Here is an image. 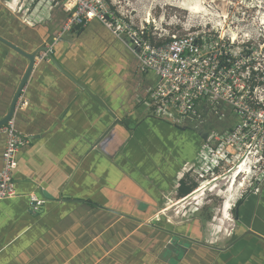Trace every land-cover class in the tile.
<instances>
[{
    "label": "crops",
    "instance_id": "crops-1",
    "mask_svg": "<svg viewBox=\"0 0 264 264\" xmlns=\"http://www.w3.org/2000/svg\"><path fill=\"white\" fill-rule=\"evenodd\" d=\"M56 9L23 30L0 0V36L32 53L64 24L66 15ZM51 57L80 85L50 59L35 61L21 94L27 106L14 116L28 144L17 155L18 196L0 204V264H264V182L257 193L243 195L214 238L201 235V222L211 226L201 210L188 224L154 223L161 200L174 198L175 178L195 160L206 134L196 140L150 115L139 100L156 77L137 66L140 76L130 74L137 62L122 42L92 21L64 34ZM26 66L0 43V119ZM109 112L123 125L98 144L113 122ZM236 122L234 116L218 129L228 131ZM3 148L0 137V169ZM30 194L45 201L36 214L29 211ZM164 230L203 244L186 246L182 255Z\"/></svg>",
    "mask_w": 264,
    "mask_h": 264
},
{
    "label": "built area",
    "instance_id": "built-area-1",
    "mask_svg": "<svg viewBox=\"0 0 264 264\" xmlns=\"http://www.w3.org/2000/svg\"><path fill=\"white\" fill-rule=\"evenodd\" d=\"M123 3L130 5L129 0H4L6 10L30 27L39 19L30 15L35 8L39 12L43 7L48 11L58 8L67 16L57 35L44 43L45 50L36 56L37 63L49 60L64 34L85 28L92 21L101 23L127 47L141 74L156 77L146 98L139 100L156 120L176 126L183 121L202 122L204 110L217 113L219 105L229 107L236 124L228 131L205 133L195 160L182 166L172 191L177 200L181 182L188 181V185L195 184L191 193L201 189L203 197L208 192L222 198L229 194L228 188L236 179L238 196L231 213L246 192L257 193L264 182V47L248 38L238 42L232 35L208 32L167 34V38L157 40V30L151 31L149 19L135 22L130 10L118 9ZM25 106L26 101L19 98L16 109ZM0 137L4 139L1 204L18 196L17 155L28 144V138L18 132L14 117L0 128ZM219 180L230 181L229 186L226 183L221 190ZM44 204L34 194L28 196L32 214ZM161 210L154 216L156 222L165 217L160 215Z\"/></svg>",
    "mask_w": 264,
    "mask_h": 264
},
{
    "label": "rangeland",
    "instance_id": "rangeland-1",
    "mask_svg": "<svg viewBox=\"0 0 264 264\" xmlns=\"http://www.w3.org/2000/svg\"><path fill=\"white\" fill-rule=\"evenodd\" d=\"M129 1V6H126L125 3H123L118 9L121 11L130 10L132 12L131 15L135 18V22L148 18L151 31H153V29L157 30V40H163L167 38V34L183 36L192 33L208 32L210 34H216L219 36L232 35L238 42L245 38H248L251 42L254 43V45L264 47V0ZM186 2L189 3V5ZM184 3L188 6H192V4L195 3L194 5H197L200 9V13L191 14L187 12L183 9L184 6H187L183 5ZM56 10H58V13H60V15L65 18V15H63L61 11H59L60 9ZM40 12L41 14H39L38 8H35L30 15L32 18H39L42 15L46 14L47 8H41ZM13 16L12 18L10 16L9 19L13 20L15 18V16ZM16 20L15 21L21 29L29 30V26L19 21L17 17ZM158 35L160 37H157ZM135 66L137 65L134 62L130 74L136 75L138 77L140 76V74L137 72ZM203 117L204 119L202 122L183 121L181 124H178V126L186 132V135H188L187 133L193 134L195 135V139L198 140L199 135L205 134L207 131L210 132L215 129L220 131L218 127L227 126L229 121H231L234 116L229 107L219 105V110L217 113L207 112L206 110H204ZM223 182L225 181L219 180L221 190L225 188L222 185ZM236 186L237 182L234 189H236ZM232 193H234V191ZM202 196L203 194L200 193L194 196L198 200V204H202L200 201L204 198L206 199L205 202L210 199L211 202L209 203V205H206L208 206V209L203 210L204 213L201 214L200 218L207 220V222L210 223L211 226H214L213 228L211 226L207 227L206 224L201 222V235H203L202 237L208 238H210L211 235L214 238L217 230H221L223 227H227V224L230 222V220H232L233 214L229 213L225 221L221 220L220 211L223 203L222 201H224L225 196L222 198H218L208 192L205 193L204 198ZM166 197L167 198L164 197L161 200V203L159 204L160 206L157 209L156 213L169 202L168 200H174L173 195H167ZM179 198L177 197V200ZM177 200L168 203L166 209L175 205L177 203ZM189 202H191V199L186 201L184 204L172 208V211L170 210L168 213H166V216L163 217L161 221L156 222L154 220V223H161V225L168 227L167 222L181 225L192 222L196 217V214L194 213V208L196 207V205L193 203L191 205H188ZM183 206L186 207L185 209L181 210V207ZM174 209H176L179 215L175 216L173 214Z\"/></svg>",
    "mask_w": 264,
    "mask_h": 264
},
{
    "label": "water",
    "instance_id": "water-1",
    "mask_svg": "<svg viewBox=\"0 0 264 264\" xmlns=\"http://www.w3.org/2000/svg\"><path fill=\"white\" fill-rule=\"evenodd\" d=\"M0 43L3 44L4 46H6L7 48H9L10 50L14 51L15 53H17L19 56H21L22 58H24L27 61V66L24 70V73L17 85V88L15 90V93L11 99L8 111L6 112V114L0 119V128L3 127L10 119H12L15 116V112H16V108H17V102L19 100V98L21 97L23 88L25 86V84L28 82L31 73L35 67V60H36V56L38 55L39 52L44 51V47L41 46L39 48H37L36 50H34L32 53H26L24 51H22L21 49H19L17 46H15L14 44H12L11 42H9L8 40L4 39L3 37L0 36ZM49 59L51 60V62L54 64V66L60 71L62 72L66 77L70 78L73 82L76 83V85H80L78 82H76L75 80H73L69 75H67L58 65L57 63L54 61V59L52 57H49ZM82 87V86H81ZM84 89V88H83ZM110 117L113 119L112 124H110V126H108V136H104V138H100V136L98 137L99 143L103 141V143H108L109 142V137H111V130L114 128V126L123 125V122L119 119H117L115 117L114 114H112L111 112H109ZM102 143V144H103ZM100 146L96 147V150L100 149ZM100 209L107 211V212H113L111 209L109 208H105V207H101L98 206ZM166 235L170 236V240H174V244L175 247H177V250H181V254L184 255L186 253V251L188 249H186V246H190L191 244L194 245H202L203 243L199 240H195L193 238H189L186 237L184 235H180L178 233L173 232L172 230H164ZM168 245L170 247H172V242H168ZM184 247V248H183Z\"/></svg>",
    "mask_w": 264,
    "mask_h": 264
},
{
    "label": "bare ground",
    "instance_id": "bare-ground-1",
    "mask_svg": "<svg viewBox=\"0 0 264 264\" xmlns=\"http://www.w3.org/2000/svg\"><path fill=\"white\" fill-rule=\"evenodd\" d=\"M187 4L189 5V3H187ZM187 4L184 3L183 5H187ZM194 4L195 3H193L192 6H188V5L184 6L183 9L186 10L187 12L191 13V14H199L200 13V9H199V7L197 5H194ZM183 5H182V7H183ZM200 8H202V7H200ZM236 182H237L236 179H234L232 181V183L230 184V186H229L230 181L227 184V186H229V188H228L229 194H227L225 196L224 201H222L223 203H222L221 211H220L224 220L227 219V215H229V210L232 208V204H233V202H235V200H236V198L238 196V193H237L238 192V185L236 186V189H234ZM201 191H202L201 189L198 190V191H195L194 193H192L191 195L185 197L184 199H181V200L177 201V203L175 205L169 207L168 209H165L162 214L166 216V213H168L172 208H174V207H176L178 205L184 204L186 201L192 199L198 193H201ZM233 191H234V193H232Z\"/></svg>",
    "mask_w": 264,
    "mask_h": 264
},
{
    "label": "flooded vegetation",
    "instance_id": "flooded-vegetation-1",
    "mask_svg": "<svg viewBox=\"0 0 264 264\" xmlns=\"http://www.w3.org/2000/svg\"><path fill=\"white\" fill-rule=\"evenodd\" d=\"M226 183H228V182H223L222 185L224 186ZM202 192H203V191H201L200 194H203ZM191 194H192V193H190L189 195H191ZM198 194H199V193H198ZM198 194H197V195H198ZM189 195H188V196H189ZM186 197H187V196H186ZM201 198H202V197H201ZM203 198H204V197H203ZM206 198H207V197H206ZM194 200H196V201H194ZM205 200H206L205 198H204V199H201L200 202H201L202 204H198V200L196 199V197H193V198L191 199V202L188 203V205H191L192 203L195 204L196 206L200 205L199 208L194 209V213H195L196 211H199V210H201V212H203V210L208 209V208H207L208 206H206V205H209V203L211 202V199H210V200H207V202H205ZM173 201H176V200H173ZM173 201L171 200V201L168 202V203H171V202H173ZM239 201H240V200H239ZM239 201H237V202L235 203V205H234V207H233L231 213H234V212L236 211V209H237V205H238ZM168 203H167V204H168ZM167 204L164 205V207L162 208V210H161V212H160V215H161V216H165V215H163L162 213H163L164 210L166 209ZM185 207H186V206L181 207V210H182V209H185ZM220 213H221V212H220ZM173 214H174L175 216L179 215V213L176 211V209H174ZM175 233L180 234L179 232H175ZM180 235H182V234H180ZM183 248H184V247H183ZM178 252L181 253V250H178Z\"/></svg>",
    "mask_w": 264,
    "mask_h": 264
},
{
    "label": "trees",
    "instance_id": "trees-1",
    "mask_svg": "<svg viewBox=\"0 0 264 264\" xmlns=\"http://www.w3.org/2000/svg\"><path fill=\"white\" fill-rule=\"evenodd\" d=\"M194 188H195L194 183L185 185V183L181 182L180 188L178 189V197H182V198L186 197L193 191Z\"/></svg>",
    "mask_w": 264,
    "mask_h": 264
}]
</instances>
